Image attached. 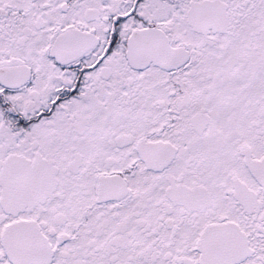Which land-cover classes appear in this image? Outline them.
I'll list each match as a JSON object with an SVG mask.
<instances>
[{
  "label": "snow or ice",
  "instance_id": "obj_1",
  "mask_svg": "<svg viewBox=\"0 0 264 264\" xmlns=\"http://www.w3.org/2000/svg\"><path fill=\"white\" fill-rule=\"evenodd\" d=\"M0 264H264V0H0Z\"/></svg>",
  "mask_w": 264,
  "mask_h": 264
}]
</instances>
